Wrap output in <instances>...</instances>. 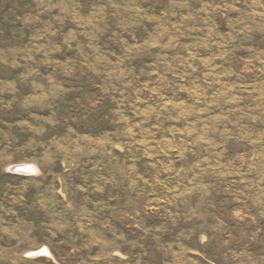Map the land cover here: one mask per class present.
<instances>
[{
  "label": "rangeland",
  "instance_id": "374dc122",
  "mask_svg": "<svg viewBox=\"0 0 264 264\" xmlns=\"http://www.w3.org/2000/svg\"><path fill=\"white\" fill-rule=\"evenodd\" d=\"M0 264H264V0H0Z\"/></svg>",
  "mask_w": 264,
  "mask_h": 264
},
{
  "label": "water",
  "instance_id": "95a60500",
  "mask_svg": "<svg viewBox=\"0 0 264 264\" xmlns=\"http://www.w3.org/2000/svg\"><path fill=\"white\" fill-rule=\"evenodd\" d=\"M13 171L15 172H20V173H32L34 171V168L31 167V165H17V166H14L13 168ZM39 253L41 254H45L47 253L48 254V249H42L41 251H39Z\"/></svg>",
  "mask_w": 264,
  "mask_h": 264
},
{
  "label": "bare ground",
  "instance_id": "6f19581e",
  "mask_svg": "<svg viewBox=\"0 0 264 264\" xmlns=\"http://www.w3.org/2000/svg\"><path fill=\"white\" fill-rule=\"evenodd\" d=\"M24 166H25V165H24ZM29 166H30V165H29ZM31 167L34 168V166H32V165H31ZM34 171H35V168H34ZM48 251H49V250H48ZM33 253H34V252H33ZM48 254H49V252H48Z\"/></svg>",
  "mask_w": 264,
  "mask_h": 264
},
{
  "label": "snow or ice",
  "instance_id": "6c2138e0",
  "mask_svg": "<svg viewBox=\"0 0 264 264\" xmlns=\"http://www.w3.org/2000/svg\"><path fill=\"white\" fill-rule=\"evenodd\" d=\"M45 254H47V253H45Z\"/></svg>",
  "mask_w": 264,
  "mask_h": 264
}]
</instances>
